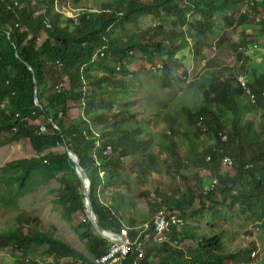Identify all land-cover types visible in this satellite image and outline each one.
<instances>
[{
  "label": "trees",
  "instance_id": "obj_1",
  "mask_svg": "<svg viewBox=\"0 0 264 264\" xmlns=\"http://www.w3.org/2000/svg\"><path fill=\"white\" fill-rule=\"evenodd\" d=\"M70 1L0 0V148L26 141L37 156L0 167V208L20 210L9 221L10 229L0 231V249L23 251L17 264H33L28 255L41 246L44 255L57 262L69 257L95 264L64 239L45 232L40 218L22 209L23 199L49 187L51 196L58 194L54 204L63 208V219L72 224L91 256L96 260L106 254L111 243L86 214L85 189L65 150L69 147L91 182V203L104 231L136 240L140 228L161 212L184 222L171 228L165 243L153 236L142 240V254L132 252L124 264H253L255 242L248 249L227 251V229L217 230L214 224L201 229L187 221L205 218L204 213L214 220L218 205L232 198L239 210L229 205V211L244 213L264 230V71L250 70L260 96L254 105L246 99L235 68L229 63L222 67L219 56L207 53L217 50L213 40L220 27H243L251 51L244 62L251 59L253 64L252 57H259L256 49L264 48V0H95L99 12L68 19L64 14ZM79 5L80 0H74L76 9ZM149 15L172 28L129 31L140 29ZM42 34L46 40L40 43ZM250 37L251 43L246 42ZM223 42L220 50L227 49ZM239 47L234 45L235 50L244 48ZM186 50L201 59L210 56L205 64L208 75L188 85L189 90L203 88L202 102L183 105L186 121L168 113L170 133L156 137L150 121H138L130 108L128 76L136 75L130 66L138 54L143 58L140 68L160 54L165 71L161 87L173 89L189 80V74L172 68L180 65L178 53ZM98 51L104 56L95 58ZM108 53L116 56L115 64L105 59ZM71 102L84 106V117L70 118ZM43 125L45 133L40 132ZM210 139L214 144L208 145ZM60 147L62 153L56 151ZM224 156L232 159L231 166L222 164ZM204 167L208 172L197 176L204 189L199 194L190 172ZM177 177L184 188L172 187ZM212 179L220 188L210 190ZM141 203L148 206L146 211ZM77 217L82 220L75 226Z\"/></svg>",
  "mask_w": 264,
  "mask_h": 264
},
{
  "label": "rangeland",
  "instance_id": "obj_2",
  "mask_svg": "<svg viewBox=\"0 0 264 264\" xmlns=\"http://www.w3.org/2000/svg\"><path fill=\"white\" fill-rule=\"evenodd\" d=\"M18 3V0H14ZM108 1V0H104ZM149 1V0H143ZM74 0H71L68 4L69 6L66 7L65 14L66 18L68 19H77L79 15L85 14V12L93 10V12H99L101 7L95 3V0H80L79 9H76L73 6ZM97 6V7H96ZM39 9V8H38ZM35 8V10H38ZM59 9V8H58ZM41 10L43 8L41 7ZM59 11V10H58ZM62 11V10H61ZM160 16L165 17V13H161ZM261 16H258V21ZM172 20L174 18H171ZM156 26H164L167 29H171L172 26L167 23L165 20L160 18L154 17V15H149L144 24L140 26V29H135L130 27L129 31H136L140 32V30H146L150 27ZM47 29H50V26L47 25ZM243 27H234L229 28L228 26L220 27L219 33L214 36V43L217 47V50L209 49L207 53L212 56H219V64L223 67V63H229L233 68L236 70L237 75L245 74L249 78V88L251 92L255 95L253 97L246 91L245 97L249 100L250 103L257 105L259 103L260 96L258 93L255 92L253 88V84L255 85V78L250 72V70H254V64H252V60H249V63L244 62L247 59V53L250 54V49L248 48L249 45L245 44V35L243 32ZM231 32L232 35H227V33ZM115 37H119V32H115ZM253 37L246 39L248 43H251ZM46 40V34H42L39 39L40 43H43ZM224 41V46L227 48L226 50L219 49V42ZM243 44V45H242ZM234 45H240L244 47L240 50H235ZM250 51V52H249ZM241 53L245 54L244 59H241ZM259 56V55H258ZM178 57L183 58L180 61V65H170L175 72L179 74H189V80L187 79L186 83L179 85L176 88H164L161 87L162 79L164 76V69L162 68L163 60L160 54L154 56L153 60L145 63L143 68H140L139 64L143 62V58L141 55H137L134 59L135 62L130 66L131 70H135L134 75L132 72H129V79L131 80V95L129 97V101H131L130 108L135 113L136 118L138 121L147 122L150 121V126L153 128L154 132L156 133V137L161 136L162 133L165 131L169 132L171 129L167 126L166 118L167 114L172 112L175 116L179 117L180 119L186 121V116L182 114L183 105L187 104L191 107H196L202 102L203 99V88L201 86L195 85L194 90H189L188 85L190 82L192 84L194 82H200L203 78L206 77L207 71L205 70V64L209 60L210 56L206 59H201L200 57H196L195 54L191 53L190 50H186L183 52L178 53ZM261 56L256 58V61L259 63H264V58H260ZM106 60L109 61L111 65L115 64L116 56L111 53L106 55ZM152 64V65H151ZM157 64L156 69L153 66ZM246 65V66H245ZM181 66V67H180ZM175 67V68H174ZM264 69V64H263ZM186 70V71H185ZM243 71H245L243 73ZM259 71V70H258ZM101 70L97 71L96 74L100 75ZM239 75V76H240ZM136 76V77H133ZM261 76V75H260ZM189 90V91H188ZM50 91H47V95L50 94ZM188 91L189 95L186 96L185 92ZM124 99L127 100L126 96ZM71 111H70V118L76 119L79 117H84V106H79L75 102H71ZM78 105V106H76ZM170 133V132H169ZM9 135V134H7ZM227 136H224L223 141H226ZM214 144L211 139L208 141V145ZM4 148V147H3ZM0 148V167L8 164L9 162L18 160V159H29L35 156L31 146L26 142H19L10 144L7 149ZM183 148V147H182ZM63 147H60L56 151L62 153L64 150ZM225 157V156H224ZM230 158V157H229ZM169 164H171L169 162ZM174 169V166L171 170ZM227 170L231 169H224L223 173ZM2 171L0 168V175ZM200 169H192L190 172L191 176V184L194 186L195 184L199 186L200 193H203L204 189L201 185H199L197 181V176L200 175ZM166 174V173H165ZM167 175V174H166ZM166 175L163 176V179L169 181ZM196 177V179H195ZM155 178L158 179V176ZM208 182V180L206 179ZM183 179L177 177L174 181L172 187L174 188H184L185 184H183ZM209 183H211L209 181ZM55 183H51L50 186H54ZM220 188V187H219ZM49 187L42 188L36 194H30L21 204L23 210L28 211L34 216L40 218L43 222V230L47 233H54L60 238L67 241L73 247H75L78 251L85 254L87 258L95 261V258L91 256L90 252L88 251L86 245L81 241L79 238L80 235L73 230L72 224L68 223L66 220L63 219L61 212V207H58L54 204V201L58 198L57 193H53L51 196V192H48ZM218 190L216 191V193ZM232 205V198H230L226 204L218 205L217 209L219 211L218 215L214 220L206 218L208 213H204L205 218H201V216H196L194 218H190L187 222L189 225L196 226L198 225L200 228H207L212 226L213 224L216 226L217 230L227 229L228 237L225 240V249L232 250L234 252L240 249H248L253 242L257 244V256L255 258V262L253 264H264V230L260 227L259 223L250 221L247 216L242 212H231L228 209V206ZM233 208L239 210L237 205H232ZM140 209L146 211L148 206L145 203L139 204ZM200 204H196L194 208H199ZM20 215V210H12L6 211L3 208H0V231L2 230H9V221H12V217H18ZM82 218L78 219V217L73 220V224L75 226L80 224ZM201 228V229H202ZM45 246H41L39 252L33 253L30 251L28 255L34 261L33 264H39V261L48 260V256L44 255V248ZM35 249V247H33ZM38 250V249H36ZM23 251H14L12 249H0V264H17L20 261V257L22 256ZM255 253V252H254ZM48 257V258H45ZM22 258V257H21ZM30 258H26V262H30ZM24 264V263H23ZM72 264H83L79 262V260L74 261Z\"/></svg>",
  "mask_w": 264,
  "mask_h": 264
},
{
  "label": "built area",
  "instance_id": "obj_3",
  "mask_svg": "<svg viewBox=\"0 0 264 264\" xmlns=\"http://www.w3.org/2000/svg\"><path fill=\"white\" fill-rule=\"evenodd\" d=\"M17 5V4H16ZM261 56L264 57V49L257 48L256 49ZM103 51V50H101ZM98 51L95 55V58L100 56H104V53ZM239 83L242 85L243 89L255 97L253 92H251V89L249 88V78L245 74H241L239 76ZM41 133L46 132L45 126H41L40 128ZM210 159L208 158V161ZM222 163L224 166H230L232 165V160L229 157H224L222 159ZM201 173H206L205 168L200 169ZM219 186V182L217 179L212 180L211 189L214 190L216 187ZM184 224L183 220L179 218L177 215H171L168 216L165 215L163 212L159 213L155 216V218L152 220L151 223L145 224L140 228L141 233L139 234L138 238L136 240H132L129 237H113V242H110L111 245L107 251L106 254L99 257L95 260V264H124L128 256L132 252H138L142 254V248L143 243L142 240H149L151 239V236L154 237L155 241L158 243H165L170 240L171 237V228L173 226H182ZM152 231V233H151ZM172 240V239H171ZM177 243L174 241V244ZM257 253H254V256H256ZM39 264H54L52 259H49L47 261H39Z\"/></svg>",
  "mask_w": 264,
  "mask_h": 264
},
{
  "label": "water",
  "instance_id": "obj_4",
  "mask_svg": "<svg viewBox=\"0 0 264 264\" xmlns=\"http://www.w3.org/2000/svg\"><path fill=\"white\" fill-rule=\"evenodd\" d=\"M29 69H31V67H29ZM34 81L36 84V87H35L36 105L40 106V104L38 102L37 80L35 79ZM65 150L67 151L70 159L74 162L75 167H76V172H77L78 176L80 177V179L83 183V186L85 189L84 195H85L86 213H87V216L89 217V219L95 225L94 227H95L96 231L100 234L101 237H103L105 240H107L109 242H113L114 236L121 238L122 236H120V235H116V234H113L112 232L104 231L103 227L100 225V223H99L100 221H99L98 216L95 212L94 206H92L91 199H90L91 182H90L89 178L87 177L86 173L83 171L82 167L80 166L78 156L69 147H66Z\"/></svg>",
  "mask_w": 264,
  "mask_h": 264
},
{
  "label": "crops",
  "instance_id": "obj_5",
  "mask_svg": "<svg viewBox=\"0 0 264 264\" xmlns=\"http://www.w3.org/2000/svg\"><path fill=\"white\" fill-rule=\"evenodd\" d=\"M254 60H255V62H253V64H254V69H259V71H264V69H263V64L264 63H260V64H258V62L256 61V58L257 57H252ZM257 62V63H256ZM10 145H8V146H6V147H9ZM6 147H2L3 149H7ZM36 156V155H35ZM3 167V166H2ZM87 214V213H86ZM99 219V218H98ZM91 221V220H90ZM92 222V221H91ZM93 223V222H92ZM94 225V224H93ZM95 226V225H94ZM95 228V227H94ZM103 238V237H102ZM109 242V241H108ZM110 243V242H109ZM107 253V252H106ZM49 259H52V261H53V263L54 264H72V263H74V261H77V260H74V259H72V258H69V257H65V258H63V259H60L58 262L54 259V257L53 256H49V258H48V260ZM42 261H47V260H43L42 259ZM79 262H80V260H79Z\"/></svg>",
  "mask_w": 264,
  "mask_h": 264
},
{
  "label": "clouds",
  "instance_id": "obj_6",
  "mask_svg": "<svg viewBox=\"0 0 264 264\" xmlns=\"http://www.w3.org/2000/svg\"><path fill=\"white\" fill-rule=\"evenodd\" d=\"M262 49H264V48H262ZM258 55L261 56L259 53H258ZM261 57H263V56H261ZM231 160H232V159H231ZM207 161H208V160H207ZM222 164H223V163H222ZM230 166H231V165H230ZM204 168H205V167H204ZM200 169H201V168H200ZM205 169H206V173H207V172H208V171H207V168H205ZM206 173H201V174H206ZM212 180H213V179H212ZM212 180H211V183H210V185H209L210 190H212V189H211ZM218 182H219V181H218ZM218 187H219V186H218ZM216 188H217V187H216ZM216 188H215V189H216ZM215 189H214V190H215ZM255 253H256V252H255ZM256 256H257V255H256Z\"/></svg>",
  "mask_w": 264,
  "mask_h": 264
}]
</instances>
